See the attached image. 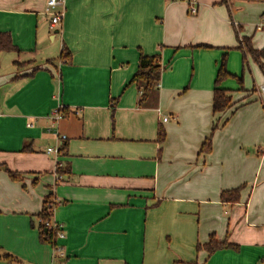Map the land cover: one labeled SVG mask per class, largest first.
<instances>
[{"label":"crops","instance_id":"0c3cea01","mask_svg":"<svg viewBox=\"0 0 264 264\" xmlns=\"http://www.w3.org/2000/svg\"><path fill=\"white\" fill-rule=\"evenodd\" d=\"M197 1L191 15L186 1L66 0L51 29L48 0H0V33L19 49L0 53V264L264 263V74L249 58L246 87L238 41L264 49V3ZM240 15L260 17L252 34ZM141 54L162 58L157 107L131 84ZM225 55L246 91L224 82L234 106L214 114ZM239 187V203L221 201ZM48 197L59 253L40 239ZM213 235L238 250L197 251Z\"/></svg>","mask_w":264,"mask_h":264},{"label":"trees","instance_id":"16d2710c","mask_svg":"<svg viewBox=\"0 0 264 264\" xmlns=\"http://www.w3.org/2000/svg\"><path fill=\"white\" fill-rule=\"evenodd\" d=\"M264 2V0H251ZM240 46L239 50L242 53V65L245 70L246 67H249V58L258 65L261 71L264 74V49L258 50L254 48L252 44V39L248 37L238 36ZM206 47V46H200ZM207 48V47H206ZM1 52H19V49L14 45L12 37L8 33H0V53ZM61 58L64 62L71 63V53L64 49L62 51ZM218 72L215 80L214 96H213V112L214 114L223 113L228 111L234 106L232 93L229 90L223 88L224 82L229 79H236L240 84L241 91H246L243 82V76L236 77L233 76L228 70V56L225 55L222 57L221 62L218 65ZM243 70V73H244ZM164 67L162 65V58L160 55L147 56L144 54L140 55L139 67L136 75L133 77L131 84H135L140 92L141 99L139 106L141 108H151L158 106L159 93H160V82ZM254 91V89H253ZM115 104L113 105V111L115 110ZM66 108L64 109V116L67 115ZM218 129V125H214L212 129V135L208 137L201 148L202 154H208L212 151L213 146V134ZM166 139L165 131L161 130L159 132V142H164ZM67 144L61 146V152H66ZM59 169V170H58ZM59 174H62L60 168H57ZM15 178V175L12 174ZM242 187H239L234 190L223 191L221 194V201L227 204H237L240 202ZM54 203L51 197H48L45 201L44 209L38 216L39 220V230H40V239L43 244L51 245L55 250L58 248V232L54 229H51L54 218ZM235 249L238 250V247H234L228 241L220 242L217 240L216 236L213 235L210 238V241L206 244H198L197 251L204 250L208 252L209 255L214 254L215 252L222 249ZM9 258V257H8ZM264 264V263H263Z\"/></svg>","mask_w":264,"mask_h":264},{"label":"built area","instance_id":"2783aa9c","mask_svg":"<svg viewBox=\"0 0 264 264\" xmlns=\"http://www.w3.org/2000/svg\"><path fill=\"white\" fill-rule=\"evenodd\" d=\"M172 1H184V0H172ZM188 2V11L191 15H195L198 12V1L197 0H187ZM66 0H48L47 2V7L45 10V14L50 18L51 21V29L58 28L61 20L63 19L66 11ZM258 31H263L264 30V21H262L258 26H257ZM261 90L264 91V86L261 87ZM64 107L59 106L54 111H52L50 117L53 121L54 124H58L60 120H62L64 116ZM168 118H164V122H167ZM61 141L66 140V136H61L60 137ZM61 146L58 145L57 147H50L47 149L48 154H53L56 156V158H59L61 155ZM61 178V177H60ZM51 229H54L58 232V240L64 238V233L60 229V226L56 224L51 225ZM58 253L62 251V249L58 246V248L55 250Z\"/></svg>","mask_w":264,"mask_h":264},{"label":"rangeland","instance_id":"374dc122","mask_svg":"<svg viewBox=\"0 0 264 264\" xmlns=\"http://www.w3.org/2000/svg\"><path fill=\"white\" fill-rule=\"evenodd\" d=\"M184 1H186L187 2V0H184ZM259 3H264V2H259ZM245 15V14H244ZM244 15L241 17V15L239 16L240 17V20L239 21H237L236 19H233L234 21H236V22H238V24H237V27H239V26H241L242 25V27H244L246 30H249L248 32H250L251 34L255 31V25H256V23L257 22H259V18L260 17H256V19H254V18H250L251 19V22H252V24L253 25H251V23H250V20H249V18H245L244 20L245 21H242V19H243V17H244ZM235 22V23H236ZM241 22V23H240ZM260 23V22H259ZM258 23V24H259ZM241 24V25H240ZM241 27V28H242ZM257 33H260V32H257ZM260 35H264V33H260ZM236 39H237V37H236ZM238 41H239V39H238ZM245 77H246V87H247V83H249V81H250V84L252 83V85H253V80H254V77H253V74L251 73V69L250 68H248V67H246L245 68ZM238 84H239V82L236 80V79H234ZM243 82H245L244 81V79H243ZM239 86H240V84H239ZM245 87V86H244ZM53 148V147H52ZM53 158L54 159H56L57 160V158H56V156H53Z\"/></svg>","mask_w":264,"mask_h":264}]
</instances>
